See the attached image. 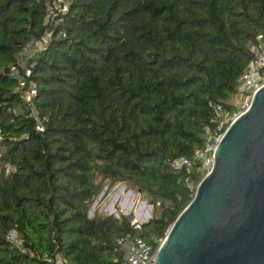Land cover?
<instances>
[{
  "label": "trees",
  "instance_id": "trees-1",
  "mask_svg": "<svg viewBox=\"0 0 264 264\" xmlns=\"http://www.w3.org/2000/svg\"><path fill=\"white\" fill-rule=\"evenodd\" d=\"M53 1L0 0V264H46L9 232L69 264H117L132 216L89 206L104 182L127 184L153 208L137 236L165 238L204 177L171 165L204 148L213 105L234 109L264 0H63L52 18ZM35 43L25 104L9 68Z\"/></svg>",
  "mask_w": 264,
  "mask_h": 264
},
{
  "label": "water",
  "instance_id": "water-1",
  "mask_svg": "<svg viewBox=\"0 0 264 264\" xmlns=\"http://www.w3.org/2000/svg\"><path fill=\"white\" fill-rule=\"evenodd\" d=\"M213 160L154 264H264V87L224 131Z\"/></svg>",
  "mask_w": 264,
  "mask_h": 264
},
{
  "label": "built area",
  "instance_id": "built-area-1",
  "mask_svg": "<svg viewBox=\"0 0 264 264\" xmlns=\"http://www.w3.org/2000/svg\"><path fill=\"white\" fill-rule=\"evenodd\" d=\"M67 13V5L63 0H55L48 8V16L56 17L57 15H63ZM42 47L40 43H35ZM250 53L253 55L248 61L244 73L238 80V87L236 90L235 98L243 100V104L246 109L250 106L252 97L264 87V38L259 36L256 38V42L250 46ZM27 50H24L26 53ZM20 59L17 65L9 68L10 76L17 82L15 93L19 96L25 104H29V101L37 95L36 86L34 84H28L25 86V79L31 76V66L28 67L31 56H24ZM31 58V59H30ZM29 59V60H28ZM213 122L215 124V130L211 131L210 128L204 129L205 144L202 150H196L192 160L177 159L172 163L174 170H181L184 168H190L193 165L199 166V172L206 176L208 175L214 165L213 153L219 143L224 131L227 127L242 113H235L225 110L221 105H213ZM37 132H43L42 128L37 127ZM192 190V187H190ZM141 224L136 221L131 222L133 228V234H128L116 239V245L123 252L122 260L115 259L114 263L117 264H154L156 252L158 248L163 244L164 239L158 241L157 246L154 248L142 238L138 237L136 232L140 231ZM5 241L14 249L20 252L22 255H26L30 258L37 259L46 264H69L67 259L62 257L57 251L52 254H38L34 251L28 250L23 241L15 232H9L5 236Z\"/></svg>",
  "mask_w": 264,
  "mask_h": 264
},
{
  "label": "rangeland",
  "instance_id": "rangeland-1",
  "mask_svg": "<svg viewBox=\"0 0 264 264\" xmlns=\"http://www.w3.org/2000/svg\"><path fill=\"white\" fill-rule=\"evenodd\" d=\"M42 47L38 44H32L24 56L33 58ZM30 58V59H31ZM29 60V59H28ZM234 112L242 113L246 107L243 100L235 98L231 102ZM99 182V179L97 180ZM114 217L119 219L121 216H132V221L143 225L151 220L153 208L148 199L137 190L130 188L127 184H110L109 181L103 183L100 194L94 198L89 206L88 216Z\"/></svg>",
  "mask_w": 264,
  "mask_h": 264
}]
</instances>
